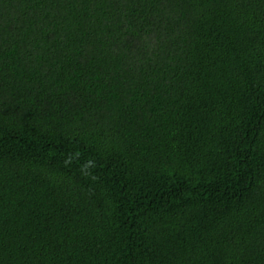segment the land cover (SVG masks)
<instances>
[{
  "label": "trees",
  "instance_id": "obj_1",
  "mask_svg": "<svg viewBox=\"0 0 264 264\" xmlns=\"http://www.w3.org/2000/svg\"><path fill=\"white\" fill-rule=\"evenodd\" d=\"M0 264H264V0H0Z\"/></svg>",
  "mask_w": 264,
  "mask_h": 264
}]
</instances>
